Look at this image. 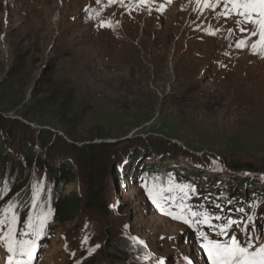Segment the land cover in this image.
Wrapping results in <instances>:
<instances>
[{
	"label": "rangeland",
	"instance_id": "rangeland-1",
	"mask_svg": "<svg viewBox=\"0 0 264 264\" xmlns=\"http://www.w3.org/2000/svg\"><path fill=\"white\" fill-rule=\"evenodd\" d=\"M223 11L203 0L199 8L196 0H0V152L17 155L25 144L54 168L66 164L73 176L62 198L78 201L72 221L48 215L34 264H110L107 245L125 241L126 264H210L200 233L212 230L166 214L180 212L179 191L160 201L163 211L150 195L143 175L155 165L202 192L185 206L264 235V58L236 46L246 34L236 17L216 18ZM94 144L108 151L91 173L85 148ZM28 174L31 197L43 185L36 211H23L35 217L53 180L39 168ZM243 180L250 185L240 189ZM224 184L258 195L254 210L209 207L205 197ZM7 256L0 247V264Z\"/></svg>",
	"mask_w": 264,
	"mask_h": 264
},
{
	"label": "snow or ice",
	"instance_id": "snow-or-ice-1",
	"mask_svg": "<svg viewBox=\"0 0 264 264\" xmlns=\"http://www.w3.org/2000/svg\"><path fill=\"white\" fill-rule=\"evenodd\" d=\"M99 2L100 0H97V3ZM114 2L117 0H109V4ZM119 2L123 3V0H119ZM139 2L146 4L148 0H139ZM167 2L171 3V0H167ZM196 3L199 8L201 0H196ZM203 3L205 8L211 9L213 12L218 7L224 8V11L219 13L216 18L236 17V26L240 32L246 34L238 40L236 46L239 48L249 47L253 54L264 58V0H214V2L213 0H203ZM162 9L163 6L158 10ZM101 26L112 27L110 23H102ZM206 31L209 35H216L219 29H212L210 26ZM253 37L257 39L253 41ZM249 41H252L251 44ZM175 190L180 193V212L173 214L168 211L166 214L191 226L205 225L212 230L211 233H200L201 239L204 241L202 247L210 264H264V235H252L250 224L246 225L243 220L234 219L232 216L222 217L219 213H213L207 208L197 211L183 204L185 198L196 194L197 190L194 185H178L173 182V178L169 177L168 186L154 189L150 195H153L154 198L158 197L157 205L163 211L160 201H172L171 193ZM42 192V184L33 186V195L29 205L30 212L36 211L37 198ZM2 194L3 192L0 190V195ZM40 203L43 204V201ZM20 207L16 202L9 201L5 208L0 209V247L8 253L6 264H34L39 247L37 241L44 234L48 215H50L46 207H42L35 217L31 214L26 217L23 230H21L19 227L20 212L18 211ZM215 207L220 209L221 206L217 204ZM236 211L243 213L245 209L241 207ZM221 220H223L222 224L214 223V221ZM236 228L241 229L240 235L244 237L243 239H239L234 233ZM224 236H227L228 239L217 238ZM85 242H87V238H85ZM159 264H163V261H160Z\"/></svg>",
	"mask_w": 264,
	"mask_h": 264
},
{
	"label": "trees",
	"instance_id": "trees-1",
	"mask_svg": "<svg viewBox=\"0 0 264 264\" xmlns=\"http://www.w3.org/2000/svg\"><path fill=\"white\" fill-rule=\"evenodd\" d=\"M67 148L72 147L71 144L65 143ZM27 145H21V153L19 154H8L7 150L4 151V154L0 152V190L3 194L0 195V209H3L7 206L9 201H14L21 207L18 209L20 212L21 221H25L27 214L23 213L29 207V202L31 201V195L29 194V181L31 175L28 172L32 168H39L45 171L50 179L53 180V189L51 191L52 197L49 200H44V207H46L47 212H50V217L57 222L72 221L77 216L78 212V201L74 197L62 198L63 185L69 182L72 179V171L66 164L60 168H54L47 159L41 158L32 149L26 147ZM29 147V146H28ZM34 147V146H33ZM68 149L66 152L68 153ZM159 152L170 153L171 149L163 146H160ZM54 148H50L49 152L53 151ZM108 146L105 144L97 145H88L85 148V153L87 152V160L85 163L89 165V170L91 173L99 172V164L95 162L94 159H97L101 153L107 152ZM57 152V151H56ZM158 152V153H159ZM236 169L238 166H235ZM117 175V174H116ZM144 184L150 189L154 190L161 186H168L169 177L173 178V182L178 185H194L197 192L196 194L191 195V199H199L202 196V192L196 187V185L188 180L181 178L179 174L172 170H166L163 166L155 165L151 168H148V171L143 175ZM219 183H217L218 185ZM250 185L249 181H240L238 182L239 188L243 185ZM242 185V186H241ZM241 186V187H240ZM218 191V189L215 188ZM176 191H173L175 194ZM240 194H234L224 184V191L212 194L208 197H205L206 204H209V207H215L219 204H228L233 205L234 208L238 206L241 208L243 205L246 210H254V203L257 200L256 197H259L255 194H247V196H239ZM261 197V196H260ZM19 199V201L17 200ZM264 202V195L262 196ZM39 202L42 201V197L39 198ZM49 202V204H45ZM23 203V204H22ZM223 207V206H222ZM45 212V215L47 214ZM45 235L49 236V229H45ZM108 249L106 250L107 258L110 261V264H126L125 258L128 257L130 251H128L130 244L126 241L121 242L120 246L114 249V244H108Z\"/></svg>",
	"mask_w": 264,
	"mask_h": 264
},
{
	"label": "bare ground",
	"instance_id": "bare-ground-1",
	"mask_svg": "<svg viewBox=\"0 0 264 264\" xmlns=\"http://www.w3.org/2000/svg\"><path fill=\"white\" fill-rule=\"evenodd\" d=\"M252 42V41H251Z\"/></svg>",
	"mask_w": 264,
	"mask_h": 264
}]
</instances>
